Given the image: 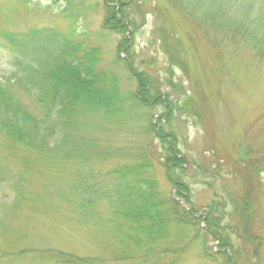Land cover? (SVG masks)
<instances>
[{"label": "rangeland", "instance_id": "obj_1", "mask_svg": "<svg viewBox=\"0 0 264 264\" xmlns=\"http://www.w3.org/2000/svg\"><path fill=\"white\" fill-rule=\"evenodd\" d=\"M120 3L0 0V29L13 32L41 27L65 29L73 23L85 33L89 45L101 49L100 68L117 73L122 91L137 92L139 88L127 72L123 75L116 69L117 54L129 69L144 72L147 80L156 82L164 95L156 106L149 105L153 107L148 117L155 135L151 138L152 145L157 143L160 157H167V162L158 160L156 164L157 179L167 192L172 191L175 200L183 198L184 193L186 205L180 203L193 209L198 218L211 203L218 204L222 197L227 198V191L239 196L250 188L253 217L244 229L249 234L264 235V62L241 44L216 49L182 15L172 11L165 0H132L129 12L128 4L125 9L134 24L124 19L123 28L115 27L118 21L114 17L106 20L107 7L118 14ZM70 12L76 18L65 20ZM3 20L9 22L7 26L1 25ZM166 22L167 32L176 33L184 50L182 66L171 68L170 73L157 33ZM6 58L5 40L0 38V76L11 68ZM170 81L173 88L166 86ZM170 91V97L166 98L165 93ZM21 97L30 112L41 114L33 100L26 95ZM177 101L188 116H183L179 109H171ZM142 109L148 112V108ZM166 111L170 115L168 120ZM166 123L174 135L159 138ZM75 131L74 135L81 139L73 153L49 141L40 148L14 143L0 131V264H53L48 258L53 249L74 257L101 258L111 252L101 251L93 231L79 225L78 200L71 195L84 179L107 181L109 171L130 161L145 137L130 129L117 134L97 116ZM177 155L185 156L184 165L189 169L193 162L208 166L214 159L221 160L220 179L206 176L203 169L202 173L195 172L199 168L195 166L192 177L185 179L187 189L177 192L166 178V174L176 176L171 161L177 162ZM251 160V163L258 161L259 168L249 174ZM233 207L227 209L236 237L232 241L233 250L226 248L221 253L222 260L217 262H207L199 252L187 251L175 264H228L227 257L233 264H264V245L259 250V259H253L252 239L244 235L239 227L242 225L235 227V215L230 213ZM197 221L203 224L202 218ZM205 243L217 253L221 251L219 243L223 242L208 237Z\"/></svg>", "mask_w": 264, "mask_h": 264}, {"label": "trees", "instance_id": "obj_2", "mask_svg": "<svg viewBox=\"0 0 264 264\" xmlns=\"http://www.w3.org/2000/svg\"><path fill=\"white\" fill-rule=\"evenodd\" d=\"M115 1L120 3L111 0ZM165 1L216 49L241 44L264 62V0ZM131 2L123 0V4L118 5V14L114 8L107 7L106 20L114 17L118 28H123L124 19L134 24L126 11L129 12ZM70 18L75 19V14L70 12L65 20ZM8 23L3 20L1 25ZM167 23L158 28L157 33L170 73L171 68L182 66L184 50L176 33L167 32ZM0 38L5 40L6 60L11 67L0 76V131L14 143L40 148L49 141L73 153L81 139L78 134L74 135L75 130L87 126L92 116L112 126L117 134L130 129L134 133L140 131L145 137L130 161L109 171L107 181L84 179L71 195L78 200L77 222L93 231L99 249L103 252L111 250L109 255L74 257L53 249L48 257L53 264H175L187 251L199 252L207 262H217L222 260L221 253L226 252V248L232 249V241L236 238L235 231H231L233 223L227 216L228 206L233 205L230 213L235 215V227L242 225L239 227L243 228L244 235H250L252 258L259 259L264 235L249 234L244 229L253 217L250 188L239 196L227 191V198L222 197L218 204L211 203L206 213L198 218L193 209H187L173 199L157 179L156 164L158 160L167 162V157H160L161 149L157 143L152 145L154 140L151 138L155 135L149 127L148 117L153 108L149 105L156 106L164 100L156 82L150 83L144 72L129 69L117 54L116 69L123 75L127 72L139 88L137 92L122 91L117 73L100 68L101 49L89 45L85 33L73 23L65 29L41 27L20 32L0 29ZM172 85L170 81L166 86L173 88ZM21 95L33 100L41 114L30 112ZM170 95L171 91L165 93L166 98ZM142 106L148 108V112ZM171 109H179L183 116H188L178 101ZM169 117L166 111L165 119ZM167 125L162 126L159 138L174 135L172 127ZM184 157L177 155L178 161H171L176 176L170 175L176 179L166 174L167 181L177 192L187 189L185 179L192 177L195 166L200 168L195 172L202 173L203 169L206 176L220 179L221 160L214 159L208 166L193 162L189 169L184 165ZM210 157H214L213 151ZM251 162L249 174L256 173L259 168L258 161ZM181 194L185 199V194ZM200 218L202 225L197 221ZM221 235L224 236L222 239ZM208 237L223 242L219 243L221 251L216 253L210 249L205 243ZM234 252L237 256V250ZM226 261L233 264L228 257Z\"/></svg>", "mask_w": 264, "mask_h": 264}]
</instances>
